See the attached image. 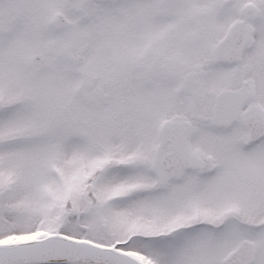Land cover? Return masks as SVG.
I'll return each mask as SVG.
<instances>
[{"label":"snow or ice","instance_id":"6c2138e0","mask_svg":"<svg viewBox=\"0 0 264 264\" xmlns=\"http://www.w3.org/2000/svg\"><path fill=\"white\" fill-rule=\"evenodd\" d=\"M0 264H264V0H0Z\"/></svg>","mask_w":264,"mask_h":264}]
</instances>
